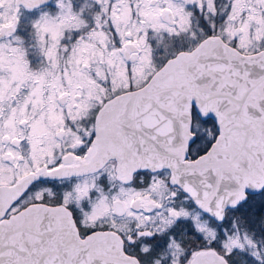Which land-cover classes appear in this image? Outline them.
Wrapping results in <instances>:
<instances>
[{
	"label": "snow or ice",
	"instance_id": "obj_1",
	"mask_svg": "<svg viewBox=\"0 0 264 264\" xmlns=\"http://www.w3.org/2000/svg\"><path fill=\"white\" fill-rule=\"evenodd\" d=\"M0 264H264V0H0Z\"/></svg>",
	"mask_w": 264,
	"mask_h": 264
}]
</instances>
